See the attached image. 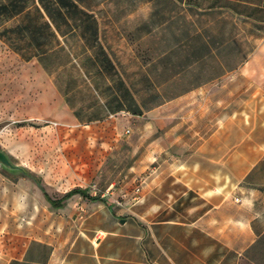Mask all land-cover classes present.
Listing matches in <instances>:
<instances>
[{
    "label": "crops",
    "instance_id": "1",
    "mask_svg": "<svg viewBox=\"0 0 264 264\" xmlns=\"http://www.w3.org/2000/svg\"><path fill=\"white\" fill-rule=\"evenodd\" d=\"M135 7L0 0V42L75 122L143 112L148 171L127 208L73 195L47 235L7 232L3 264H264V0Z\"/></svg>",
    "mask_w": 264,
    "mask_h": 264
},
{
    "label": "rangeland",
    "instance_id": "2",
    "mask_svg": "<svg viewBox=\"0 0 264 264\" xmlns=\"http://www.w3.org/2000/svg\"><path fill=\"white\" fill-rule=\"evenodd\" d=\"M119 1L122 17H128L134 5L137 16L144 15L146 0ZM240 60L232 59L233 65ZM143 96L142 91L139 102ZM144 130L143 112L122 124L116 118L94 125L75 122L60 95L49 90L48 75L38 63L15 56L0 42V151L11 165L41 181L37 185L20 170L0 166V264L9 254L7 232L39 236L59 226L61 215L42 190L58 199L82 188L89 197L104 198L110 205H118L117 200L127 208V194L141 193L148 172L134 166L145 161ZM83 200L75 205L80 212H86Z\"/></svg>",
    "mask_w": 264,
    "mask_h": 264
},
{
    "label": "trees",
    "instance_id": "3",
    "mask_svg": "<svg viewBox=\"0 0 264 264\" xmlns=\"http://www.w3.org/2000/svg\"><path fill=\"white\" fill-rule=\"evenodd\" d=\"M19 171V170H18ZM20 173H22L23 175L29 177L35 184L40 185L41 181L40 178L35 177L34 175L20 170ZM44 198L46 200V202L53 208V209H61L64 207L66 200H68L69 198H71L73 195H79L87 200L90 201H101V199H99L98 197H89V195L87 194L85 189L82 188H73L67 192H65L60 198L58 199H53L51 197H49L47 195V193L42 190Z\"/></svg>",
    "mask_w": 264,
    "mask_h": 264
},
{
    "label": "water",
    "instance_id": "4",
    "mask_svg": "<svg viewBox=\"0 0 264 264\" xmlns=\"http://www.w3.org/2000/svg\"><path fill=\"white\" fill-rule=\"evenodd\" d=\"M0 166H2L4 169L11 170V171L20 170L18 169V167L11 165L7 156L2 151H0Z\"/></svg>",
    "mask_w": 264,
    "mask_h": 264
}]
</instances>
